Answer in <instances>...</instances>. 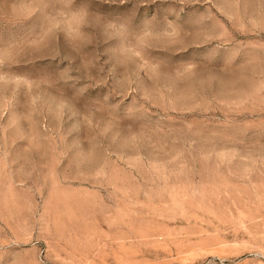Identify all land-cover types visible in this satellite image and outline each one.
Returning <instances> with one entry per match:
<instances>
[{
  "label": "rangeland",
  "instance_id": "1",
  "mask_svg": "<svg viewBox=\"0 0 264 264\" xmlns=\"http://www.w3.org/2000/svg\"><path fill=\"white\" fill-rule=\"evenodd\" d=\"M0 264H264V0H0Z\"/></svg>",
  "mask_w": 264,
  "mask_h": 264
}]
</instances>
